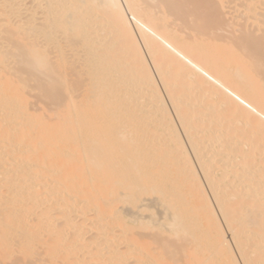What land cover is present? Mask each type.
Wrapping results in <instances>:
<instances>
[{"label":"bare ground","instance_id":"6f19581e","mask_svg":"<svg viewBox=\"0 0 264 264\" xmlns=\"http://www.w3.org/2000/svg\"><path fill=\"white\" fill-rule=\"evenodd\" d=\"M226 3L0 0V264H264V3Z\"/></svg>","mask_w":264,"mask_h":264},{"label":"rangeland","instance_id":"374dc122","mask_svg":"<svg viewBox=\"0 0 264 264\" xmlns=\"http://www.w3.org/2000/svg\"><path fill=\"white\" fill-rule=\"evenodd\" d=\"M239 1H241L240 3H242V4H240V3H238ZM248 1V0H247ZM238 3V4H237ZM244 3H245V5H244ZM262 3H264V0H259V4H258V6H257V8H256V15H257V17L255 18V19H253L252 17H253V13H251V12H248V11H246L245 9V6H246V0H227V11H228V13H226L227 14V18H228V20H230L231 21V18H236V20H235V23H239V22H241V24H242V21H243V23L245 24V19L247 20L246 22H248V23H246L245 25V30H247V28L248 29H250V30H252L251 32H254V30H255V27L256 26H258V28L260 27L259 26V23H258V21H254V20H256V19H258L259 21H261L262 20V22H263V16L261 17V13L263 12L262 11ZM255 15V16H256ZM231 17V18H230ZM233 21H234V19H233ZM232 21V22H233ZM257 23H258V25H257ZM244 24H242V25H244ZM248 24H249V26H250V28H249V26H248ZM254 26H253V25ZM234 25V24H233ZM236 25H239V24H236ZM256 25V26H255ZM261 25V24H260ZM235 26V25H234ZM233 26V30L234 31H232V32H235V30L237 29V28H239V29H237L236 31H241L242 29L241 28H243L241 25H240V27L239 26H236L237 28H235ZM248 26V27H247ZM251 26H253V28H251ZM257 28V27H256ZM241 29V30H240ZM261 29H264V26H263V28H262V26H261ZM261 29H257L258 30V32H254L253 34L254 35H256V36H262V34L261 33H264L263 31L261 32L260 30ZM231 30H232V28H231ZM256 31V30H255ZM249 32V31H248ZM193 158H194V161H196L197 159H196V157H194V155H193ZM196 163H197V161H196ZM197 166H198V168H199V164L197 163ZM200 170V169H199ZM231 176V175H230ZM128 211L129 212H131V213H134L135 212V210L134 209H128ZM226 231H227V233H228V236H229V238H230V240H231V238H232V234L230 233L231 231H229V228H226ZM233 241V240H232ZM235 244V243H234ZM236 250H237V248H236ZM237 253H238V257H239V259L241 258V256H240V254H239V252H238V250H237ZM241 260V259H240ZM7 261V260H6ZM6 263H8V262H6ZM242 264H243V261H242Z\"/></svg>","mask_w":264,"mask_h":264}]
</instances>
